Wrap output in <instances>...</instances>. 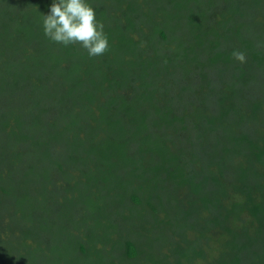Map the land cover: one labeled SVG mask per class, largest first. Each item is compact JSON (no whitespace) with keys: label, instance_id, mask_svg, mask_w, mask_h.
Here are the masks:
<instances>
[{"label":"trees","instance_id":"1","mask_svg":"<svg viewBox=\"0 0 264 264\" xmlns=\"http://www.w3.org/2000/svg\"><path fill=\"white\" fill-rule=\"evenodd\" d=\"M89 2L0 0V264H264V0Z\"/></svg>","mask_w":264,"mask_h":264},{"label":"clouds","instance_id":"2","mask_svg":"<svg viewBox=\"0 0 264 264\" xmlns=\"http://www.w3.org/2000/svg\"><path fill=\"white\" fill-rule=\"evenodd\" d=\"M43 31L46 38L67 47L80 45L89 57L105 54L109 38L103 23L89 0H52L49 12L43 15ZM234 57L245 62L243 52H234Z\"/></svg>","mask_w":264,"mask_h":264},{"label":"rangeland","instance_id":"3","mask_svg":"<svg viewBox=\"0 0 264 264\" xmlns=\"http://www.w3.org/2000/svg\"><path fill=\"white\" fill-rule=\"evenodd\" d=\"M260 90V87H256L255 88V91L257 92V91H259ZM1 167H2V165H1ZM8 203H9V201H8ZM9 207H11V205H10V203L8 204V209H9ZM14 223V221H11V220H9V221H7L5 224H3V226H5V225H12ZM2 227V225H1V223H0V228ZM21 227V225L19 226V228ZM49 238H51V234H50V232H45L44 234H43V236H42V241H43V243H46L48 240H49ZM10 239H12V237L10 238ZM36 256H37V258H35V261H39V262H41V263H43L44 262V260H43V253H40L39 251L38 252H36Z\"/></svg>","mask_w":264,"mask_h":264}]
</instances>
